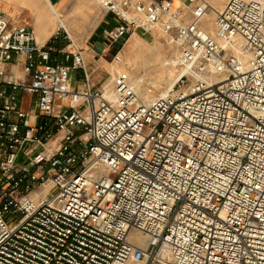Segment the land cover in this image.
I'll use <instances>...</instances> for the list:
<instances>
[{
	"label": "built area",
	"instance_id": "obj_1",
	"mask_svg": "<svg viewBox=\"0 0 264 264\" xmlns=\"http://www.w3.org/2000/svg\"><path fill=\"white\" fill-rule=\"evenodd\" d=\"M94 1L107 40L162 33L184 72L149 101L126 71L93 86L64 27L0 4V264H264V0L213 28L208 0Z\"/></svg>",
	"mask_w": 264,
	"mask_h": 264
},
{
	"label": "rangeland",
	"instance_id": "obj_2",
	"mask_svg": "<svg viewBox=\"0 0 264 264\" xmlns=\"http://www.w3.org/2000/svg\"><path fill=\"white\" fill-rule=\"evenodd\" d=\"M208 1L211 5L214 4V0ZM225 2L226 0L220 6L225 5L227 3ZM221 7L218 8L221 10ZM99 11V5L94 0H72L69 9L64 14L67 17L68 25L73 30L78 31L81 28L75 40L72 39L73 42L71 41L74 44L73 49L76 46L86 48L90 36L96 30L97 33L92 43L98 46H109L113 43V50L109 54L98 56L97 61H93V67L96 70L94 74L99 72L101 76H107L109 82L112 75L126 71L130 74L132 80L135 78L134 83L137 81L142 100L149 101L165 92L172 79H174L173 77L181 68L176 63L178 50L175 44L159 32H154L152 35L138 33L129 40L123 41L121 39L118 42H111L107 40L104 34L107 29L113 28L116 23L111 15L107 17L106 21H101V18H98ZM210 13L209 10L208 14ZM107 21H110L109 25ZM202 22L207 28L215 26V20L210 22L206 17ZM68 32L71 35L72 32ZM70 37L72 38V36ZM120 51L123 62L115 61V57ZM31 111L38 112L37 105L32 104Z\"/></svg>",
	"mask_w": 264,
	"mask_h": 264
},
{
	"label": "crops",
	"instance_id": "obj_3",
	"mask_svg": "<svg viewBox=\"0 0 264 264\" xmlns=\"http://www.w3.org/2000/svg\"><path fill=\"white\" fill-rule=\"evenodd\" d=\"M71 3L72 0H0V4L3 6L4 10L9 13L12 22L30 24L34 28L37 38L42 43L52 39L55 32L61 26L60 22L64 18H67L64 13L69 9ZM79 30H81V28H79ZM68 31V27L64 25L61 38L56 41V45L59 49L66 48L67 41L64 37ZM78 31H76V35ZM96 33L97 31L95 30L90 36L88 46L83 48V54L87 65V73L91 76L92 85L100 87L108 82L107 76H101L99 72L94 74L96 70L93 67V61H97L98 56L109 54L113 50V43L109 46H98L93 44L92 41ZM24 60L25 58L23 56H19L8 63L6 65L8 73L16 77H21L23 74ZM86 81L85 71L79 70L71 73V84L74 89H82L86 85ZM23 101V108L25 110H30L32 101H35V97L25 94Z\"/></svg>",
	"mask_w": 264,
	"mask_h": 264
},
{
	"label": "bare ground",
	"instance_id": "obj_4",
	"mask_svg": "<svg viewBox=\"0 0 264 264\" xmlns=\"http://www.w3.org/2000/svg\"><path fill=\"white\" fill-rule=\"evenodd\" d=\"M228 0H226V2H227ZM224 2V0H214V4L213 5H210V14H208L207 13V15H206V18H207V20L208 21H213V20H215V18H216V16H217V13H218V11H220V5H222V3ZM225 2V3H226ZM211 3H212V1H211ZM83 5V4H82ZM84 6V5H83ZM225 5H223L222 7H221V9L224 7ZM219 7V8H218ZM86 10V9H85ZM88 11V10H87ZM90 13H92L91 11H90ZM86 14V13H85ZM87 16V15H86ZM61 26L62 27H64V25L65 26H67L68 27V29H69V31L70 32H72L71 33V35H72V37H73V39L75 40V38H76V31L75 30H73L72 29V27H70L69 25H68V22H67V19L66 18H64L61 22ZM96 23H97V21H96ZM96 23H95V25H96ZM213 28V27H212ZM134 36V35H133ZM129 44V43H128ZM133 53H135V52H133ZM138 70V69H137ZM134 71V70H133ZM183 72H184V69H180L179 71H178V73L176 74V76L175 77H173L174 79H172V81H171V83L168 85L169 87H171L177 80H178V78L183 74ZM136 74V73H135ZM135 79V78H134ZM133 79V80H134ZM132 80V81H133ZM138 80V79H137ZM135 81V80H134ZM137 82V81H136ZM135 82V83H136ZM138 83H136V85H137ZM169 87H167V89L169 88ZM166 92L167 91H165V92H163L162 94H160V95H165L166 94ZM152 97V96H151ZM150 99V98H149ZM151 100V99H150Z\"/></svg>",
	"mask_w": 264,
	"mask_h": 264
}]
</instances>
